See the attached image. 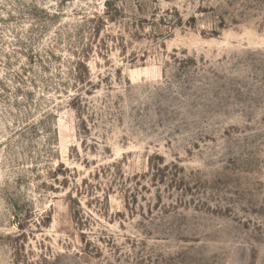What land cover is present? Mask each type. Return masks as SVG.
Here are the masks:
<instances>
[{
    "label": "rangeland",
    "instance_id": "1",
    "mask_svg": "<svg viewBox=\"0 0 264 264\" xmlns=\"http://www.w3.org/2000/svg\"><path fill=\"white\" fill-rule=\"evenodd\" d=\"M0 264H264V0H0Z\"/></svg>",
    "mask_w": 264,
    "mask_h": 264
}]
</instances>
